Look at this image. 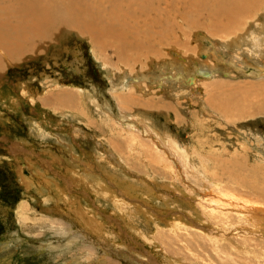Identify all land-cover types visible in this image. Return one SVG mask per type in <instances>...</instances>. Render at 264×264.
Instances as JSON below:
<instances>
[{"label": "rangeland", "instance_id": "1", "mask_svg": "<svg viewBox=\"0 0 264 264\" xmlns=\"http://www.w3.org/2000/svg\"><path fill=\"white\" fill-rule=\"evenodd\" d=\"M76 1L77 10L84 13L80 20H76V24L69 18L63 24L62 21L59 25L56 23L58 26L52 36L44 38L42 43V39L25 36L36 13L28 8L29 0H0V264H132L130 258L134 261L133 257L144 256L145 251L157 264H174L175 253L171 251L178 243L170 236L174 234L172 227L183 229L186 225L180 226L181 223L196 221L214 230L215 227L199 214L196 201L191 200L201 197L202 189L207 192L216 187L222 193L256 205L258 214L226 223L218 237H212L205 230L206 233L192 230L191 246L213 264H264V237L259 236H264V74L256 72H264V52L251 43L252 37L264 26V0H250L255 7L249 16L248 32L237 30L234 20L227 25L226 16L219 8L230 0ZM45 2L49 10L62 16L64 9L70 6H65L67 0ZM113 26L123 34L104 36L108 29H117ZM62 27L63 34L56 33ZM96 31L99 33L93 34ZM237 38H241L238 44L235 43ZM18 44H23L19 52L16 51ZM260 46L264 47V41ZM129 48L135 54L143 53L139 66L134 67L142 71L149 65L153 67L149 79L160 68H165L160 71L166 75L165 79L153 75L149 93H140L125 101L126 108L134 113L118 118L125 125L131 122L138 125L131 128L144 139L152 136L158 142L162 148V161L158 165L147 162L137 149L128 151L131 160H122L106 140L111 134L100 124L96 113L113 114L114 118L121 113L113 96L117 91L109 86V77L117 76L118 54ZM103 49L111 57L112 68L101 63L99 53ZM76 51L79 60H75ZM153 55L154 63L150 62ZM205 59L214 67L211 78H207L209 69ZM43 74L69 91H86L103 104V109L93 108L89 99L81 94L85 104L82 106L93 124L81 120L75 109L57 104L56 94L64 88L48 89L41 84ZM196 77L210 81L205 91L190 90L193 85L188 81ZM43 91L49 105L34 98L43 95ZM151 91L160 108L139 109L138 101L149 98ZM214 93L218 94L222 105L227 106L221 112L225 110L230 115L234 112L232 108L239 107L241 115L213 112L208 103ZM144 115H147L145 123L166 128L199 159L200 155L202 161L207 159L205 177L192 173L200 167L192 171L189 165L185 168L178 154L165 147V140H157L153 132L143 128L137 119ZM29 121L44 130L46 136H33ZM149 141L155 145V141ZM136 155L144 158L141 159L143 165H152V170L140 165ZM163 162L178 172L176 181L168 174L161 175ZM19 170L29 180L34 173L44 177L45 184L33 178L31 187L26 188ZM74 171L78 175L88 174L85 178H91L92 182L99 179L104 184L111 180L124 194L120 198L128 196L136 200L127 210L130 214L115 211V206L100 195L97 184L92 185L85 178L74 179ZM194 180L202 184L199 186ZM182 183L184 186H180ZM185 186L187 188H183ZM71 201L75 209L81 207L103 224L100 234L87 232L76 219L77 215L68 211ZM139 202L144 204L141 208L145 211L139 209ZM22 203L28 211L21 209ZM151 208L160 215V220L151 217ZM203 212L207 216L204 209ZM22 216L31 219L26 221L27 229L19 224ZM144 218L154 221L145 226ZM53 220L69 224L67 232L60 234L48 229ZM32 222L35 225H31ZM231 226L256 236L226 232ZM30 227H36L37 232L29 231ZM144 228L149 230L150 237L160 232L163 244L143 242L136 231ZM88 245L94 249L91 256L82 251ZM188 262L201 264L194 259Z\"/></svg>", "mask_w": 264, "mask_h": 264}, {"label": "bare ground", "instance_id": "2", "mask_svg": "<svg viewBox=\"0 0 264 264\" xmlns=\"http://www.w3.org/2000/svg\"><path fill=\"white\" fill-rule=\"evenodd\" d=\"M27 3H28V8L30 10L33 9L34 11H36V13L33 14L34 16L31 20L30 24L27 27V31L25 33V36L26 37L33 36L35 38L42 39L43 40L42 43L45 41L44 38L47 39V38L52 36V31L54 28L56 29V27L59 25V22L62 21V24H63L65 21H68V18H69V20L73 21L76 24V20H80V17L83 16V14H84L82 11L77 10L78 9V6H77L78 1H76V0H67L65 6H67L68 4H70V6L66 7L64 9L65 14L63 16L61 13L54 12L53 10H49L46 7L47 2H45V0H35V1L29 0V2H27ZM254 7H255V4L250 0H230L226 3H224L223 5H221L219 10H221L224 13V15L226 16L228 26L230 25L231 20H234L236 22L235 28L237 30L243 31V32H248L249 28L247 25H248V22L251 21L249 19V16L251 14V11L254 9ZM53 8H54V5H53ZM248 8H250L249 12H248ZM56 23H58V25H56ZM68 27H70V26L68 25ZM113 28H117V26H113ZM60 29L61 30L60 31L57 30L56 33L63 34L64 28L62 27ZM91 29L94 31L96 30L95 27H91ZM75 31L77 33H79L77 30H75ZM56 33H54V35ZM97 33H99V31H96L93 34H97ZM120 34H123V31H120L119 28L108 29L107 34H105L104 36L108 35V38H110V35H120ZM54 35H53V38H54ZM252 38L253 39L251 40V43L254 46H256V49L260 52H264V47L260 46L261 42L264 41V26H262L260 31H257V33ZM58 39H60V38H58ZM240 39L241 38H237L235 43L238 44V40H240ZM96 40L97 39H94V42H96ZM94 42H93V44H94ZM106 42H109V41L106 40ZM75 46H77V45H75ZM22 48H23V44H18L16 46V51L18 50L17 52H19V50ZM65 48L67 51L69 50L67 46ZM41 50H42V47H41ZM32 51L34 52V50H32ZM39 51H40V49H39ZM99 52H101V51H99ZM104 52H105V50L103 49L102 53H99V54H102V56H101L102 62L101 61L100 62L105 67L112 68L113 64H111L109 62L111 57L106 55V52L105 53ZM74 54H75V58H76V59L75 58L74 59L79 60L78 59V57H79L78 52L76 51ZM72 56H74V55H72ZM118 56L120 58L119 63L117 64V67L115 66L116 67L115 69H117L116 70L117 76H116V74H113V77H112V75H111V77H109V81H110L109 86L111 87L112 90L117 91L115 94H113V96L115 98V101L117 102L118 108H119L121 113L119 114L118 117L114 118L113 114L109 115V114L101 112V111H96L98 120H99L100 124L102 126L106 127L107 131L111 134V136L106 138V140L108 141V143H110L114 146V148L116 150L115 152L120 156V158L122 160H124V161L131 160L132 156L129 155L128 151H131L133 149H137L138 152H141L143 155H145L147 162H149L152 165H158V164H160V161H162L161 154H160V150H162V148L161 149L159 148L158 142L156 140H154L152 138V136H148L146 139H144L140 133L135 131L136 129L131 128V127L136 128V127H138V125L134 124L133 122H131V124H129V125H125L123 122L119 121L118 118L121 116L120 118L123 119L129 113H134V112H132V110H128L126 108L127 106L125 104V101L128 99H131L134 96L139 95L140 93H149L150 80L152 78H154L153 75L155 77L157 76L158 79H165L166 75L164 73L160 72L162 70H165V68H160V70H158V72L156 71L152 75V77L149 79L148 75L153 71V67L151 65L145 67L143 71L139 68L134 67L135 65L139 66V63H140L142 56H143V53L137 52L135 54L134 50H132V48H129V49H124V51L119 53ZM155 58H156L155 55L151 56L150 62L154 63L156 60ZM204 62H205L206 68L209 69V70H206V72H208V74H209V76L207 78H211L212 77V70L214 67L210 62H208V59H205ZM118 70H119V72H118ZM256 72H258L260 74H262V73L264 74V72H262V71H256ZM42 76H44V74ZM172 77H174V76H172ZM203 80L201 78L199 79L197 77L189 79L188 83L193 85V87H190V90L198 93V92H200L199 88H201L202 92L205 91L206 90L205 87L208 83H210V81H203ZM41 84L46 86L48 89L52 88V87L53 88H56V87L64 88L63 86H58L57 83H55V81L49 80L45 76L41 79ZM81 94L86 96V100L89 99L88 101L92 105L93 108H96V109L102 108L103 109V104H99L98 100L93 99L92 95H90L86 91H84V92L83 91H80V92L74 91L73 92V91H69V89H65V88L63 91H61V92L59 91L56 94L57 104L62 103L65 105V107H67L68 109H71L73 111L75 109L78 112L79 118L81 120L84 119L83 121L85 123H87L88 125L93 124L92 120H90L88 118V111L84 110V108L82 106L84 104V102L80 97ZM152 97H153V91H151L149 98L140 99L138 101L139 109H141V108H146V109L160 108L157 105L156 100H154ZM34 98H35V100H39L40 102H42V104H44V105H49L48 102H50V101L48 100V98L46 96H44V91H43V95H39V96H37V98L36 97H34ZM222 104H223V102L218 98V94L214 93L211 101L208 103V106H210V108L213 110V112L214 111L221 112L222 108L227 107L226 105L223 106ZM134 107H135V104L131 105V108L133 110H134ZM211 109L209 110V113H211ZM232 109L231 110L234 112H232L230 114L231 116L233 115V113H236L237 116H238V114L241 115V113H242L241 108L234 107ZM237 109L239 111H237ZM231 110H230V112H231ZM143 111H147V110H143ZM223 112H226V111L224 110ZM223 112H221V113H223ZM226 114L229 115L228 112H226ZM223 115H224V113H223ZM211 116L212 117L214 116L213 113H211ZM131 117H134V116H131ZM146 117H147V115H144L143 117L137 119V121L139 123H142L144 125L143 128L147 129V131H149L150 133L153 132V135H155V138L157 140H159V141L165 140L166 141L165 147L171 149L172 151H174L178 154V157L184 163L185 168H187V166L189 165L190 170L192 171V169L197 170L200 167L197 170V172L192 171V173H196L197 175L204 176L205 171H206L205 169H208V167L206 166V163L208 162L207 159L205 160V158H204V161H202L201 155H200V159H199V157L193 151H189L188 145L179 143L172 135L169 134L168 131H166L167 130L166 128L160 129L159 126H157L156 124H154L152 122L149 124L145 123L144 121H145V119H147ZM218 117H220V116H218ZM228 117H225L226 118L225 120H227ZM235 117H236V115H235ZM235 117H233V118H235ZM235 119L237 120V118H235ZM125 121L129 122L127 120H125ZM230 121L235 122L234 119H231ZM95 122H97V121L95 120ZM28 123H29L28 126H29L30 133L33 136L35 135L36 137H40V138L46 136L45 131L42 130L40 127H38L34 122L29 121ZM149 140L155 141V145L150 143ZM117 142H121V144H117ZM71 153H72V151H71ZM136 157H137V159H139L140 165H142L145 169H151L152 170V168H153L152 165H150V164L143 165L141 159H144V158H142L139 155H136ZM75 159H77V158H75ZM163 164H164V169L160 170L161 175L164 177L165 175L168 174L171 179L176 181V179L179 177L178 172L176 170L171 169L165 162H163ZM80 165H82V164H80ZM87 165H89V164H87ZM87 165H85V166L87 167ZM211 165H214V164H211ZM83 166H84V163H83ZM85 168H84V170H85ZM88 168H89V166H88ZM157 171H159V170H157ZM74 172H75L74 179H76V180H79L80 178H85V177L89 176L88 174L78 175V173L76 171H74ZM94 172L96 173V171H94ZM97 172H99V171H97ZM20 173L22 174L21 181L23 182V184L26 188L31 187L30 182L33 178H35L39 184H45L44 177H42L40 175H34L36 173H34L30 176L32 178V179L30 178L31 180H29L27 177H24L23 173L21 171H20ZM128 173H130V172H128ZM26 174H27V172H26ZM92 177H94V176H92ZM85 179H87V180H85L86 182H89L92 185L97 184V189L100 192V195L103 194L104 195L103 198L105 199V201L107 203H110V204L115 206V211H117V210L124 211V214H125V211H126V213H129V212H127V210H129L130 207L134 206L133 204L135 203L136 200H130V199H128V196L126 198H124V197L120 198L119 196H122L124 194H122L120 191L117 190L116 185L111 180H110L111 183L106 181L103 184V182L100 181L99 179L97 182H92L91 178H85ZM104 179H105V177H104ZM85 181H84V183H85ZM118 182H116V183H118ZM194 182H196L197 185H199V186L202 184L199 181L197 182V180H194ZM124 185H125V183H124ZM129 185H130V183H129ZM126 186H127V184H126ZM180 186H184V184L182 183V184H180ZM107 187L108 188L112 187L113 190H109L111 188L108 189ZM129 188H130V186H128V189ZM183 188H187V187L185 186ZM131 190H132V188H131ZM202 190H203L202 196L197 197L191 201L192 202L196 201V204L199 207L198 209L201 211V213H199V214H201L208 223L213 225L215 227V229L213 230V229H211L205 225H202L196 221H192L191 224L190 223L189 224L188 223H181L180 226L186 225V227L183 229H179V227L173 226L172 230L174 231V234H171L170 236L173 238V240L177 239V243H178L176 245V249L173 248L171 251L172 254L175 253L174 257H172L174 264H191L188 262V260L193 261V259L198 260L199 262H201V264H213V262L207 256L202 255V253L194 250V248L191 246V244L189 242V240H190L189 236H190V232L192 230L196 231V232H204V230H205V231H208L209 232L208 234H210L212 237H218L221 235L222 231L224 230L223 225H225L226 223L231 222V221H235L238 219H246V218L255 217L258 214V207L256 205L247 204L242 199H238V198L234 197V195H230L228 193H222L223 191L221 189H219L218 187L213 188L207 192H205L204 189H202ZM55 199H56V196H55ZM187 200H189V199H187ZM70 204H71L70 206L68 205V211H71L74 214V216L77 215L76 219H78L80 221V223H82L83 228L86 231L88 230L87 232H90L93 234H97V233L100 234L101 233L102 228H103V224H101L100 221L98 223L97 222L98 220L96 218L92 217L91 216L92 214H88V211L83 212L86 210L82 209L83 210L82 211L81 207L78 209H75V207L72 206V205H75V203H73L72 201ZM138 207L141 211H145L144 208H141V207H145L143 203L139 202ZM200 207H202V209ZM21 209L24 211H28L27 206L23 203L21 205ZM203 209H204V211H206L208 213L207 214L208 217L205 216ZM79 211L81 213H79ZM150 213L153 214V216H151L152 218L160 220V219H158L159 214L157 215L155 210H153V213L152 212H150ZM186 219H189V218H185V220ZM130 220L132 221L133 219H130ZM165 220H167V219H165ZM26 221H31V219L28 216H22L19 219L20 223L19 222L18 223L20 225L24 226V229H25L26 228L25 227ZM153 221H154L153 219L144 218V225L148 226ZM187 221H189V220H187ZM167 222L171 223L169 221H167ZM261 223H262V221H259L258 225H261ZM30 224L35 225V223H33V222ZM67 227H70V225L67 224L65 221H62V220H53V221H50L48 224V229H50L52 231L54 230L60 234L66 233ZM131 227L137 228V226L135 224H131ZM187 227H189V228H187ZM35 228L32 227L29 231H31L32 233H35V232H37L36 231L37 229L40 230L42 228V225H41V227H39L37 229H35ZM104 229H105V227H104ZM69 232H70V228H69ZM136 232H137L138 237L141 238L143 240V242L156 243V244H163V242H164V240L161 238L160 232L153 234L151 237L148 235L149 230L146 228H144L141 232L140 231H136ZM226 232H228L230 234L244 233L248 236H256V234L249 232V231H239L235 226L228 227L226 229ZM204 233H206V232H204ZM174 235H175V237H174ZM61 236H63V235H61ZM259 236L264 237L263 235H259ZM82 251H87V253L90 256L92 255V253H94L93 246L84 247V248H82ZM137 256H138V254H137ZM133 258H134V261L133 260L131 261V258L129 261V262H132V264H157L154 257L151 256L150 253H148V251L144 252V256H141L139 258L138 257H133ZM88 259H90V258H88ZM108 260H109V258H108ZM95 261H97V260H95ZM111 262H113V261H111Z\"/></svg>", "mask_w": 264, "mask_h": 264}]
</instances>
